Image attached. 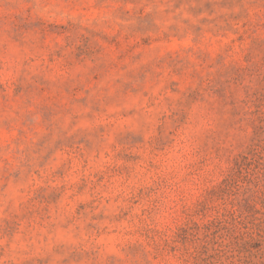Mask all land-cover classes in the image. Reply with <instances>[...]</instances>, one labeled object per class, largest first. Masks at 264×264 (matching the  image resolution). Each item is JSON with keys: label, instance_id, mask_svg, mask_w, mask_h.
<instances>
[{"label": "rangeland", "instance_id": "rangeland-1", "mask_svg": "<svg viewBox=\"0 0 264 264\" xmlns=\"http://www.w3.org/2000/svg\"><path fill=\"white\" fill-rule=\"evenodd\" d=\"M0 264H264V0H0Z\"/></svg>", "mask_w": 264, "mask_h": 264}]
</instances>
